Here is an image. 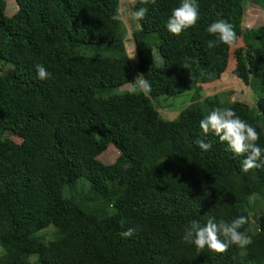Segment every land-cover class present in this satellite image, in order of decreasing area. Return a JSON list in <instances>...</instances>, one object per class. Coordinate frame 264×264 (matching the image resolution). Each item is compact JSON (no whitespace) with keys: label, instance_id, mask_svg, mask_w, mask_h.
I'll use <instances>...</instances> for the list:
<instances>
[{"label":"trees","instance_id":"1","mask_svg":"<svg viewBox=\"0 0 264 264\" xmlns=\"http://www.w3.org/2000/svg\"><path fill=\"white\" fill-rule=\"evenodd\" d=\"M12 2L11 11L0 0V264H264V167L242 172L244 157L199 128L212 109L231 108L264 149V24L244 29L246 0H197L200 19L179 35L166 23L181 0H137L148 12L131 36L149 95L114 91L131 82L125 32L112 19L120 0ZM218 19L233 25L237 42L208 48L217 38L206 28ZM233 46L230 73L258 86L254 105L198 102L227 70ZM37 64L49 79H38ZM192 88L193 102L174 120L151 102ZM110 146L119 155L104 164ZM238 216L248 220L246 248L198 252L182 241L192 220ZM128 228L134 234L121 238Z\"/></svg>","mask_w":264,"mask_h":264},{"label":"clouds","instance_id":"2","mask_svg":"<svg viewBox=\"0 0 264 264\" xmlns=\"http://www.w3.org/2000/svg\"><path fill=\"white\" fill-rule=\"evenodd\" d=\"M129 3L135 8L137 0H129ZM139 3L141 5L149 3L155 5L156 0H139ZM147 12L148 8L143 6L131 11L124 9L121 14L113 15L112 19L114 21L121 19L140 21L144 19ZM199 19L197 0H181L179 6L173 8L166 23V29L173 35H179L185 29L194 26ZM206 31L217 38L207 42L208 48L216 47L217 43L234 45L237 42L233 25L223 19L210 23ZM183 67L187 68L188 65L185 64ZM35 70L40 80H47L51 77V73L43 64H37ZM151 90V84L142 74H137L134 81L129 83L128 92L132 95L138 93L149 95ZM199 128L204 136L210 133L214 134L219 138V141L226 143L229 151L244 157L241 161L242 172L247 173L252 169L264 167V159H261L264 155V149L257 145L259 133L231 108L216 107L212 109L200 120ZM195 143L203 151H208L212 147L210 142H205L203 139H197ZM247 222L245 216H238L231 222L216 221L211 217L203 224L197 220H192L184 226L182 241L195 245L198 252L203 251L206 247L215 253H224L230 245L246 248L253 242L247 229L240 231ZM120 223L123 226L126 221L122 219ZM134 232V228H128L121 232L120 236L121 238H130Z\"/></svg>","mask_w":264,"mask_h":264},{"label":"rangeland","instance_id":"3","mask_svg":"<svg viewBox=\"0 0 264 264\" xmlns=\"http://www.w3.org/2000/svg\"><path fill=\"white\" fill-rule=\"evenodd\" d=\"M11 1L12 0H7V7L9 10H11L14 6L13 2L11 3ZM124 9H128L130 11L133 10L132 5L129 3V0H120L119 14H121L122 10ZM9 10L6 9V13H10L8 12ZM121 23L125 32V34H122V39L124 40L125 50L128 57V63H129L128 74L131 77V82H133L137 74H139V72L137 69V54L135 51V46L132 41L131 34L133 30L138 29V23L137 21L124 20V19H121ZM262 24H264V3H262L261 1L254 2V0H246L245 15L243 19L244 29L255 28ZM237 46H233L230 49V58L228 61L227 70L220 77V79L202 88L201 92L199 93V99H197L198 102L203 101L205 98L217 96L219 98V102L221 103L226 101L230 102V101L238 100L247 103L249 106L254 105L259 93L258 86L257 85L245 86L242 83H240L238 80H236L230 73L233 65V61H232L233 50ZM154 56L156 59V63L161 64V60L156 52V49H154ZM8 70L9 67H6L4 71L7 72ZM128 88H129V84L116 88L114 91L116 93L124 92ZM194 94H195V89L192 88L178 96H160L157 97L156 99H152L151 102L158 111L162 119L174 120L177 118L179 113L185 107H187L190 103L193 102ZM118 155L119 152L113 146H110L109 149L103 155H101L100 160L104 164H111L115 161ZM82 181L83 180H79L78 184H80V182ZM87 187L88 186L86 183V189ZM259 214L260 213L256 208H254V210L251 211L250 213L251 228L253 232H256L258 229ZM52 233L53 230L48 229L45 232H43V235L45 239L48 240L51 238ZM2 255H3V250L0 247V257ZM32 258L35 257L33 256Z\"/></svg>","mask_w":264,"mask_h":264}]
</instances>
